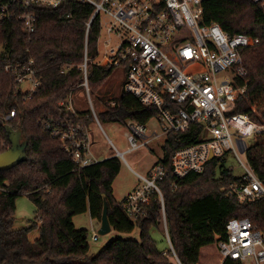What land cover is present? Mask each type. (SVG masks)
Here are the masks:
<instances>
[{
	"label": "trees",
	"instance_id": "1",
	"mask_svg": "<svg viewBox=\"0 0 264 264\" xmlns=\"http://www.w3.org/2000/svg\"><path fill=\"white\" fill-rule=\"evenodd\" d=\"M93 13L88 3L64 0L58 7L37 8V28L28 34L20 21L0 24V92L3 108L16 109V115L1 124L0 135L11 143L6 126L21 129L28 140L27 159L7 170H0V264H171V250L164 251L152 234L153 229L169 232L171 243L184 264H205L212 257L220 264L218 238L226 236V224L232 217H246L264 228V198L241 203L229 195L232 183L241 179L224 165L225 156H217L202 172L187 175L177 189L172 188V156L180 148L203 139L204 124L193 123L184 132H170L160 159L170 172L158 181L163 203L157 191L145 202L143 214L133 220L125 210V199L114 195L113 183L121 171L120 156H110L80 167L63 149L59 138L45 131L42 116L67 115L61 102L85 81L80 65L85 59L87 21ZM220 23L231 33L259 37L257 46L244 50L249 84L233 112L251 113L264 122V0H205L202 23ZM101 26L95 20L88 37V55L98 54ZM34 58L40 69L42 85L33 97L15 93V81L4 65L9 61ZM116 67L88 62V84L100 91ZM126 73L127 67L123 66ZM99 114L104 121L125 125L128 120L147 124L158 116V109L143 104L125 89ZM89 123L92 114L78 110ZM89 114V116H86ZM7 148L0 147V153ZM254 171L264 179V132L255 137L247 151ZM28 194L36 204L38 223L15 228L16 200ZM105 199L110 222L116 230L132 232L137 226L141 238H116L98 254H90L89 231L77 228L74 216L90 210L101 222ZM164 204V207L162 206ZM164 217L167 224L165 226ZM39 228L40 237L30 233ZM170 248V247H169ZM226 264H234L228 260Z\"/></svg>",
	"mask_w": 264,
	"mask_h": 264
},
{
	"label": "built area",
	"instance_id": "2",
	"mask_svg": "<svg viewBox=\"0 0 264 264\" xmlns=\"http://www.w3.org/2000/svg\"><path fill=\"white\" fill-rule=\"evenodd\" d=\"M63 1L0 0V24L20 21L24 30L32 34L37 28V8L58 7ZM74 1L88 3L93 9L86 27L85 59L80 65L90 100L89 60L126 66L125 89L143 104L158 109L157 118L163 133L184 132L193 123L204 124L203 139L176 150L172 156L173 190L190 173L202 172L209 160L231 153L240 162L243 172L241 179L230 185L229 195L241 203L264 198V179L258 176L247 158L252 145L248 138L263 133L264 122L255 120L251 113L233 112L238 99L246 95L249 84L243 52L262 40L241 32L231 34L218 22L203 24L205 0ZM95 20L101 26L97 56L103 30L119 37L116 47L109 48L110 40L106 41L102 62L88 55V37ZM4 69L14 77L15 93L26 99L33 97L42 85L34 58L9 61ZM71 94L61 102L67 108V115H44L39 123L62 141L63 149L80 167H85L102 159L92 149L91 122L78 112L70 100ZM110 104L116 105V101ZM15 115L16 109L3 108L0 92V130L1 124ZM125 126L129 147L124 152L119 151L120 156L148 144L151 135L160 136L156 129L149 135L147 124L134 120H128ZM139 138L143 140L139 142ZM0 147H11L1 135ZM149 172V177L138 173L145 183L125 198V210L133 220L143 214L142 205L150 199L153 190L159 193L163 203L158 181L167 178L170 170L158 161ZM164 221L166 226L165 217ZM226 232L225 237L218 238L220 264L228 260L234 264H264V228L249 218L232 217L226 224ZM166 237L172 253L171 264H184L171 243L167 228ZM94 238L98 239L97 233Z\"/></svg>",
	"mask_w": 264,
	"mask_h": 264
},
{
	"label": "rangeland",
	"instance_id": "3",
	"mask_svg": "<svg viewBox=\"0 0 264 264\" xmlns=\"http://www.w3.org/2000/svg\"><path fill=\"white\" fill-rule=\"evenodd\" d=\"M110 40L109 48L116 47L119 43L117 34H109L106 30L102 31L100 39V54L93 59L97 62H102L106 50V41ZM6 50L4 45H0V54ZM92 58V57H91ZM126 80V73L123 67H116L113 74L107 79L103 88L98 92H92L91 100L88 95L87 89L83 86L77 87L72 91L71 98L74 106L78 110L89 111L93 118L90 123L91 142L93 152L100 158L104 159L107 156H115L120 152H124L129 147L128 138L125 135L127 127L119 122L104 121L99 118L102 110L110 104V101H115L117 95L120 94L123 84ZM85 82V81H84ZM97 115V118L95 117ZM147 126L149 128L148 134L151 135L153 130H157L160 136L154 137L151 135V140L148 144L139 147L138 149L124 153L120 156L122 160L121 171L116 177L113 187L114 195L117 199L122 200L129 192L136 187L142 186L145 180L139 174L149 177L150 168L164 157V142L166 134L162 131L160 120L155 117L152 118ZM256 137V136H255ZM255 137H249L248 143L253 144ZM143 139L139 138V142ZM224 165L232 168L235 175H240L243 172V167L236 157L229 153L226 155ZM40 224L38 221V211L36 204L30 199L28 194L18 196L16 200V213H15V228H22L30 226L34 223ZM74 223L77 228H86L89 231V245L90 254H98L105 246L116 238H141V229L137 226L132 232H122L112 228L108 233L102 234L99 229L101 222L92 221L90 211H86L74 216ZM98 234V239H95V234ZM152 234L158 242V247L161 250L169 251V241L166 233L153 229ZM40 237L39 228L30 233L31 240H36ZM172 260V257H171ZM205 264H215V260L210 256L204 259Z\"/></svg>",
	"mask_w": 264,
	"mask_h": 264
},
{
	"label": "water",
	"instance_id": "4",
	"mask_svg": "<svg viewBox=\"0 0 264 264\" xmlns=\"http://www.w3.org/2000/svg\"><path fill=\"white\" fill-rule=\"evenodd\" d=\"M6 131L11 141V147L0 153V170L13 168L27 159L28 140L24 139L23 131L21 129H15L11 125L6 126ZM211 158H213V155ZM112 228L113 226L109 218V205L105 199L99 231L105 234L110 232Z\"/></svg>",
	"mask_w": 264,
	"mask_h": 264
},
{
	"label": "crops",
	"instance_id": "5",
	"mask_svg": "<svg viewBox=\"0 0 264 264\" xmlns=\"http://www.w3.org/2000/svg\"><path fill=\"white\" fill-rule=\"evenodd\" d=\"M108 157H110V156H107L106 158H108ZM100 159H102V158H100ZM104 159H105V158H104ZM129 193H130V192H129ZM129 193H128V194H129ZM128 194H127V195H128ZM127 195H126V196H127ZM126 196H125L123 199H125ZM115 197H116V196H115ZM118 200H119V199H118ZM89 211H90V210H89ZM91 219H92V221H94V222L97 221L95 218L92 217V215H91Z\"/></svg>",
	"mask_w": 264,
	"mask_h": 264
}]
</instances>
